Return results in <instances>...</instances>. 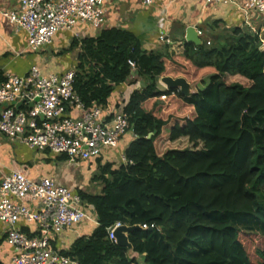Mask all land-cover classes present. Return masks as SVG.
Returning <instances> with one entry per match:
<instances>
[{
    "label": "trees",
    "instance_id": "obj_1",
    "mask_svg": "<svg viewBox=\"0 0 264 264\" xmlns=\"http://www.w3.org/2000/svg\"><path fill=\"white\" fill-rule=\"evenodd\" d=\"M226 40L185 41L183 56L150 52L126 29L80 42L74 87L88 109L106 107L123 84L143 86L124 110L135 136L127 162L100 168L101 194L77 193L98 226L63 255L80 264H254L241 235L264 239V52L259 35L240 28ZM208 74L190 98L160 85ZM6 80L0 70V85ZM117 223L156 227L129 235L138 257L109 239Z\"/></svg>",
    "mask_w": 264,
    "mask_h": 264
},
{
    "label": "built area",
    "instance_id": "obj_2",
    "mask_svg": "<svg viewBox=\"0 0 264 264\" xmlns=\"http://www.w3.org/2000/svg\"><path fill=\"white\" fill-rule=\"evenodd\" d=\"M157 1L162 0H142V3L154 7ZM173 1L179 0L170 3ZM202 1L207 6L237 8L244 17L238 28L259 35L264 48L263 36L256 28L264 17V0ZM107 13L106 0H19V7L4 12L3 17L26 32L28 51L37 55L50 50L60 32L71 33L74 40L82 42L88 38L89 29L105 30ZM78 27H83V31L77 32ZM197 33L203 41L204 32L197 29ZM159 41L176 49L165 31H160ZM178 45L184 48L183 44ZM129 65L135 73L137 64L129 61ZM77 72L76 67L64 74L46 76L34 65L26 75H6L7 80L0 85V136L35 152L66 156L76 165L117 150L129 128L126 105H120L111 115L106 114L103 106L88 109L75 91ZM166 99L167 96L162 97ZM73 111L79 116L74 117ZM121 161L127 162L125 156ZM30 203L36 204L37 209H32ZM21 221L35 224L36 236L24 233L19 228ZM86 221L98 226L94 207L86 205L75 189L55 178L35 182L25 169L13 170L0 185V226L4 228L8 246L16 254L12 264H80L77 259L63 255L62 251L66 250L57 249L54 243L57 236ZM121 226L124 225L117 223L108 229L113 243H116L115 231ZM141 228L156 229L154 225Z\"/></svg>",
    "mask_w": 264,
    "mask_h": 264
},
{
    "label": "crops",
    "instance_id": "obj_3",
    "mask_svg": "<svg viewBox=\"0 0 264 264\" xmlns=\"http://www.w3.org/2000/svg\"><path fill=\"white\" fill-rule=\"evenodd\" d=\"M236 1L243 2L244 0ZM106 3L108 13L105 29H126L133 32L142 40L145 49L150 52L175 54V49L165 46L159 41L160 31H165L171 40L176 42L177 46L183 44L184 48L180 47L178 50L185 51L184 43L189 27L202 30L200 24L205 22L210 24L211 21H214L210 26L216 27V23L222 20L226 25L234 26L233 29H236L244 22L243 14L237 8L229 7L232 9L225 10L224 8L227 7L220 5L207 6L202 0H179L172 3L170 0H162L157 1L154 7L144 6L142 0H106ZM192 6L198 8L195 10V12L199 10L197 15H193ZM18 7L19 0H0V70L4 72L5 76L9 74L26 75L34 65L38 66L46 76L64 74L76 68L81 44L74 40L71 33H58L48 51L37 55L29 53L26 32L19 30L17 26L3 17L4 12ZM176 23H181V25L175 33ZM149 26L151 27L149 28ZM76 31H83V27H78ZM100 33L89 29L87 35L88 38H96ZM75 41L79 42V45L73 46ZM28 55L33 57L28 58ZM142 86L141 82H137L136 84L126 83L117 87L105 107L106 114L111 115L120 105H127L131 95L135 91L141 90ZM161 88L164 90V86ZM72 114L74 117L79 116L76 111H73ZM134 141V134L128 132L121 140L118 149L113 151H120V162L121 157L125 156V151ZM105 153L104 158L76 165L49 151L35 152L23 144H12L0 136V185L5 176L13 170L25 169L30 179L35 182H39L43 178H55L61 184L75 189L76 193L79 191L86 192L84 189L96 181L97 171L102 166L115 163V168H118L119 162L111 161L112 153ZM76 169H83L81 170L83 175L77 174ZM85 176L88 178L87 184L83 183L82 180ZM29 206L32 209H37L36 204L30 203ZM96 227L92 222L86 221L73 230H68L57 236L54 246L61 251L68 250L77 239L91 235ZM19 228L29 236H36L35 224H26L21 221ZM15 255L14 249L8 246L6 242L4 228L0 226V263L12 264ZM141 259L143 258H139L140 262Z\"/></svg>",
    "mask_w": 264,
    "mask_h": 264
},
{
    "label": "rangeland",
    "instance_id": "obj_4",
    "mask_svg": "<svg viewBox=\"0 0 264 264\" xmlns=\"http://www.w3.org/2000/svg\"><path fill=\"white\" fill-rule=\"evenodd\" d=\"M196 9H198V8L195 7V6H192L193 15H197V13H199V10L197 12H195ZM224 9L228 10V9H232V8L227 7V8H224ZM213 22L214 21H211L210 24H213ZM210 24L208 22H205L204 24H200V27H201L202 31L204 32L203 41L210 42L211 44L212 43L214 44L215 42H217V40H219L221 43H225L227 41L226 39H228L229 36H232L234 34V29H233L234 26H228L222 20L218 21V25L216 27H212V26H210ZM180 25H181V23H176L175 24V33L178 31V27ZM150 27L151 26H149V28ZM236 27H238V26H236ZM256 28H259V30H260V32H261V34L263 36V39H264V17H262L260 19L259 23L256 24ZM172 41H173V39H172ZM175 45H176V49H175V52H174L175 55L183 56V53L185 51L184 50L179 51L178 49L180 47L177 46L176 42H175ZM165 46H167V45H165ZM27 57L31 58L33 56L32 55H28ZM209 76H210V74L206 75L204 77V80H208ZM200 81H198V82H200ZM198 82H196L194 84H197ZM119 152L118 151L109 152V154L112 153L111 154V156H112V160L111 161L119 162L118 163V167L123 162V161L120 162ZM83 169H81V170H83ZM79 170L80 169H76L77 174L80 173L79 175L82 176L83 173L81 172V170L80 171ZM99 175H100V170L97 171V174H96L95 178H98ZM82 180H83V183H85V184L88 183L87 182L88 181L87 176H85V178H83ZM102 189H103V184L96 180V181H93L92 184L88 188H86L84 190L87 193L99 194V193H101ZM241 241L245 245V247L247 249V252H248V254H249L250 258H251V261L254 264L260 263L261 260L259 259L258 254H259V252H264V239L259 237V236H254V235H241ZM141 262H143V259H141Z\"/></svg>",
    "mask_w": 264,
    "mask_h": 264
},
{
    "label": "water",
    "instance_id": "obj_5",
    "mask_svg": "<svg viewBox=\"0 0 264 264\" xmlns=\"http://www.w3.org/2000/svg\"><path fill=\"white\" fill-rule=\"evenodd\" d=\"M186 42L194 44L197 47L203 46V41L198 36L197 30L194 27H189L186 31ZM264 52V48H262ZM160 83L167 89L179 91L185 97H193L197 95L200 90L204 89L203 81L192 85L185 78L174 79L172 77H163ZM20 106V105H19ZM18 106V107H19ZM155 134L152 133L148 136L151 139ZM142 229L141 226H121L115 231L116 244L120 247L127 248L130 258L138 256L134 253V247L129 240V235L135 230Z\"/></svg>",
    "mask_w": 264,
    "mask_h": 264
}]
</instances>
